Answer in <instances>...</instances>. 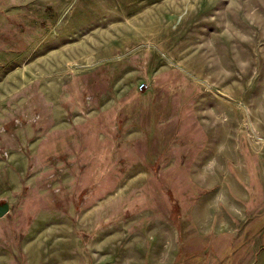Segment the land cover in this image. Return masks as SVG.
<instances>
[{"label": "rangeland", "instance_id": "1", "mask_svg": "<svg viewBox=\"0 0 264 264\" xmlns=\"http://www.w3.org/2000/svg\"><path fill=\"white\" fill-rule=\"evenodd\" d=\"M10 160L0 264H264V0H0Z\"/></svg>", "mask_w": 264, "mask_h": 264}, {"label": "crops", "instance_id": "2", "mask_svg": "<svg viewBox=\"0 0 264 264\" xmlns=\"http://www.w3.org/2000/svg\"><path fill=\"white\" fill-rule=\"evenodd\" d=\"M13 155V154H12ZM12 157V156H11ZM11 160L8 161L7 163H3V164H9L8 166L5 165L7 168H4L3 166H0V189H4L5 191L10 192V188H12V177H13V168L11 167ZM2 163V162H1ZM9 175V176H7ZM8 193V192H5ZM10 208V205H9ZM74 244H76V242H74ZM73 245V248H75V245ZM198 256V255H196ZM192 259V258H191Z\"/></svg>", "mask_w": 264, "mask_h": 264}, {"label": "water", "instance_id": "3", "mask_svg": "<svg viewBox=\"0 0 264 264\" xmlns=\"http://www.w3.org/2000/svg\"><path fill=\"white\" fill-rule=\"evenodd\" d=\"M9 211V204L7 202L0 204V217L4 216Z\"/></svg>", "mask_w": 264, "mask_h": 264}, {"label": "built area", "instance_id": "4", "mask_svg": "<svg viewBox=\"0 0 264 264\" xmlns=\"http://www.w3.org/2000/svg\"><path fill=\"white\" fill-rule=\"evenodd\" d=\"M145 86H146L145 83L141 84V85H140V89L142 90V89L146 88Z\"/></svg>", "mask_w": 264, "mask_h": 264}, {"label": "bare ground", "instance_id": "5", "mask_svg": "<svg viewBox=\"0 0 264 264\" xmlns=\"http://www.w3.org/2000/svg\"><path fill=\"white\" fill-rule=\"evenodd\" d=\"M231 106V105H230ZM228 107V106H227ZM213 112H215V111H213Z\"/></svg>", "mask_w": 264, "mask_h": 264}]
</instances>
